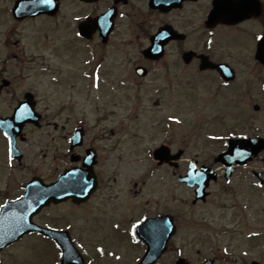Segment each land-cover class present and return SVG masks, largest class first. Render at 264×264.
<instances>
[{"label":"rangeland","instance_id":"1","mask_svg":"<svg viewBox=\"0 0 264 264\" xmlns=\"http://www.w3.org/2000/svg\"><path fill=\"white\" fill-rule=\"evenodd\" d=\"M11 1L0 0V83L2 79L9 81V87L0 92V114L11 113L18 96L29 90L43 116L39 127L25 128L27 140L20 145L26 154L22 166L54 180L68 166L67 138L77 125L84 127L85 145L94 144L100 153L95 169L101 187L96 195L82 205L70 201L51 204L35 221L67 229L82 251L95 255L97 243L106 249L112 240H133L130 221L115 227L113 223L128 217L137 220L141 210L151 213L157 208L177 215L173 245L190 264L216 256V264H247L253 256L264 264V189L249 186L253 180L246 174L254 167L264 168V153L238 171L225 187L220 182L211 185L213 194L207 203L193 206L191 188L176 178L190 160L212 161L224 149L222 137L230 132L264 135V101H260V113L255 114L247 102L237 117L231 111L224 112L221 96L209 98V91L205 93L201 85L195 86L194 92L183 84L164 88L160 86L163 75L154 69L140 80L132 70L138 60L134 47L125 49L129 55L127 72L117 70L119 54L97 46L94 58L92 44L84 42L76 54L74 50L75 55L64 60L59 48L62 36L47 30L52 24L41 18L14 22L7 12ZM237 66L240 70L243 67ZM125 73L128 82L121 85L118 79ZM221 113H225L222 121ZM167 117L175 119L167 122ZM160 143L169 145L172 152L183 150L178 169L154 163L151 151ZM0 153L3 166L2 147ZM3 174L0 172V177ZM23 176L15 172L18 180ZM124 250L129 263L138 259L137 249ZM57 254L52 241L31 236L7 251L3 261L57 264ZM176 254L172 246L163 264H172ZM92 264L117 263L100 257Z\"/></svg>","mask_w":264,"mask_h":264},{"label":"flooded vegetation","instance_id":"2","mask_svg":"<svg viewBox=\"0 0 264 264\" xmlns=\"http://www.w3.org/2000/svg\"><path fill=\"white\" fill-rule=\"evenodd\" d=\"M106 12L108 18L112 20V28L107 44L112 47L116 46L114 48L115 53L121 55V69H127L129 66V58L126 57L128 54L125 53V48L133 44L139 47L135 50L140 54L139 59L133 63V69L136 66H143L148 69L149 73L154 67L155 70L160 72L158 74L163 75L164 79L162 78L161 86L173 88L185 84L190 88H195L196 85H199V80L194 81L187 78L183 81L181 75L186 71H194L204 77L201 83L207 87L205 90H211L212 88L213 94H218L215 96L221 95L224 108L228 104L233 110H238L240 106L249 102L251 106L259 105L258 109L253 111L255 114L263 110L260 101H264V61L257 60L256 54L258 50L264 51V39H257V37L264 38V0H59L58 8L54 14L28 17L21 22L37 18H44L52 22V31L59 30V36H62L60 50L62 57L65 59L74 53L76 44L79 40H82L77 35L80 22L87 18H97ZM153 34L159 36L162 49L155 58H146L142 55L145 48L143 41L147 40L149 45V39ZM99 38L98 29L93 30L91 41L95 42ZM219 47H221L220 50ZM204 56L215 63L229 64L235 71L237 79L227 82L220 77L216 70H201L200 65ZM237 64L243 66V71L240 70ZM240 71H242L243 76L241 75L239 80ZM178 72H180V75ZM210 84H212L211 87ZM253 90H255L254 95H250ZM24 94L25 92L20 95V99L23 98ZM24 132L25 129H22L21 135L14 139L15 147L18 146V143L27 139ZM0 147H2L5 158L4 165L0 166V172L6 173V175L3 174L0 177L2 178L0 180L1 207L2 204L12 202L22 195L26 184L38 175H35L33 169H29L25 164L22 166L23 159H26L24 152L19 151L20 155L11 154V158H9L8 138L2 134L1 130ZM96 154L98 163L97 151ZM258 157L259 155L252 158L246 165L235 166L232 176L238 171L242 172V168L255 162ZM8 158L13 165H7ZM194 162L198 164V167L202 165L213 167L207 162H198V160ZM213 169L217 173L215 183L220 182L225 187L224 167L217 166ZM16 171H20L22 176L25 175L26 171V175L18 180L15 177ZM258 172L261 174V180H263L264 168L258 170L254 167L249 169L246 174L257 180ZM100 184L98 179L96 191H98ZM260 184L264 187V181H261ZM251 187L253 188V186ZM212 194L210 192L207 199L203 201H193L191 199V202L193 205L207 203L210 201ZM141 211L139 219L142 224L149 219L169 215L173 224L178 225L176 214L173 215L168 211L157 208L152 209L153 212L151 213L148 209ZM128 221H130L129 218L125 219L122 224L125 225ZM165 232L167 237L169 229L167 228ZM30 235L32 234L25 235L21 238V241ZM175 235L169 237L165 251L154 264H163L165 258L172 251V246L175 247L177 253L173 261L179 257L178 250L173 245ZM133 236L136 237L135 233H132ZM157 236L158 234L155 231L150 233L141 230L132 242H121L119 239L112 240L108 242L106 249L104 245L97 243L93 247L94 256L96 258H111L117 264H129L128 251L124 250V247L137 249L139 259L145 254L147 243L157 238ZM108 246L121 248L122 250L117 252L108 249ZM9 248L1 252L0 264H6L7 261H3V254ZM99 249H102V252L98 251ZM85 259H88L87 256ZM205 259H208V257ZM212 260L216 264L217 256ZM247 261V264H249L259 260L257 256H253Z\"/></svg>","mask_w":264,"mask_h":264},{"label":"water","instance_id":"3","mask_svg":"<svg viewBox=\"0 0 264 264\" xmlns=\"http://www.w3.org/2000/svg\"><path fill=\"white\" fill-rule=\"evenodd\" d=\"M29 8H38L39 11L46 10L40 5H38V7L35 5H30ZM15 117H20L18 119L19 128L22 126L23 122L29 120L28 116L22 115V108L20 107L16 110ZM32 120L35 121L36 118H32ZM4 128L7 127L4 126ZM252 141L253 140H241L238 142L233 141V145L230 146L231 149L227 150V152L221 154L216 159L222 160L226 164H231L235 161L245 162L246 157L244 158L241 156L244 152L243 149H239L237 147H246V145L248 144H258L259 146L252 147L251 150V152L256 153L259 149H261L260 143H264V140L258 139V142L256 143ZM189 181L190 184L197 183L199 185V189L196 190L198 191L197 197L198 195H202L201 192L203 191V188L206 185L205 176L203 174L197 176L193 175L192 178L189 179ZM83 182L87 183V189L85 191H81L80 187H78ZM94 188L95 177L92 173L89 161L87 163V169L83 170L80 168H71L69 170H66L56 182L51 183L50 185L40 190H31L23 198L16 201L12 205L6 206L5 210L2 211L3 215L7 216V219H4L3 222L2 220H0V248L16 240L26 232L37 231L42 233L43 235L51 237L61 245L64 254H66L67 256V258H63L62 263L68 264V262L71 261L70 258L73 257V255L70 256V253L74 250L69 242V235L67 234V232L39 228L37 225L32 223L31 217L36 214L43 206L48 205L50 200L54 202H59L70 197L74 202L84 201L89 197L90 193L94 190ZM149 249L160 250V247L151 246ZM182 261V259L179 260L177 264H183ZM204 264H211V262H205Z\"/></svg>","mask_w":264,"mask_h":264},{"label":"snow or ice","instance_id":"4","mask_svg":"<svg viewBox=\"0 0 264 264\" xmlns=\"http://www.w3.org/2000/svg\"><path fill=\"white\" fill-rule=\"evenodd\" d=\"M33 2L36 3L37 5H40V6H42L43 8L46 9L48 7H56L57 0H33ZM83 28H84V30H87V25L83 26ZM77 35H80V33L77 32ZM257 39H264V38L257 37ZM23 107H24L25 110H27V105H24ZM25 115H27V111H25ZM17 118L19 119L20 117H17ZM176 122L179 123V121H176ZM4 123L6 124V127H8V128H11L12 127V125L10 123H7V122H4ZM4 136L6 138H8V152H9V158H11L13 139L11 138L10 132H8V131H6L4 133ZM78 187H80V190L81 191H85L87 189V183L86 182H83ZM98 251H101L102 252V249H99ZM62 255H63V253H62Z\"/></svg>","mask_w":264,"mask_h":264}]
</instances>
